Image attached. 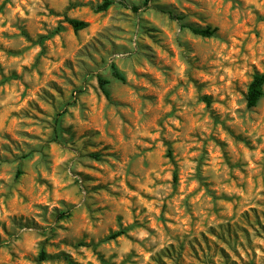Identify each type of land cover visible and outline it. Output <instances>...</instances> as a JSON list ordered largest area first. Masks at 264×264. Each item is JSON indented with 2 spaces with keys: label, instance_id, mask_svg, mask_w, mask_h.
<instances>
[{
  "label": "rangeland",
  "instance_id": "374dc122",
  "mask_svg": "<svg viewBox=\"0 0 264 264\" xmlns=\"http://www.w3.org/2000/svg\"><path fill=\"white\" fill-rule=\"evenodd\" d=\"M102 1L0 0V264H264V0Z\"/></svg>",
  "mask_w": 264,
  "mask_h": 264
},
{
  "label": "trees",
  "instance_id": "16d2710c",
  "mask_svg": "<svg viewBox=\"0 0 264 264\" xmlns=\"http://www.w3.org/2000/svg\"><path fill=\"white\" fill-rule=\"evenodd\" d=\"M112 4V0H103L100 4H97L96 6L93 7L94 11H103L107 7H109ZM69 23L73 27L74 30H79L82 29L86 26V23L82 20H77V19H70ZM190 30L203 37H211L215 35L216 29L211 28V27H199V26H190ZM114 75L120 79L122 77L114 72ZM104 83L103 81H100V84L102 85V89L105 94H107L105 88H104ZM263 85H264V73L262 74H256L254 75L253 79L248 85L247 93H246V104L247 106L251 107L256 105L258 100L261 98L263 95ZM205 101H209L207 97H204ZM116 235V234H114Z\"/></svg>",
  "mask_w": 264,
  "mask_h": 264
}]
</instances>
